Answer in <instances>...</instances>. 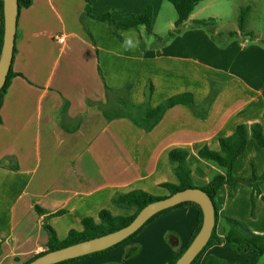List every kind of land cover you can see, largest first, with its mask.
<instances>
[{
	"label": "crops",
	"instance_id": "0c3cea01",
	"mask_svg": "<svg viewBox=\"0 0 264 264\" xmlns=\"http://www.w3.org/2000/svg\"><path fill=\"white\" fill-rule=\"evenodd\" d=\"M158 2L93 0V13L119 10L115 19L120 21L152 6L157 16ZM195 21L193 13L184 26L192 30L164 46H149L145 27L120 31V39L108 24L86 18L84 0H35L21 10L12 64L19 76L12 79L0 112V264H20L44 252L45 224L63 240L62 235L81 231L84 219L98 221L103 210L131 214L114 204L119 195L144 191L168 197L161 186L177 183L173 150L187 152L192 183L202 189L225 172L201 159L202 149L220 152V139L240 125L259 124L264 133V50L252 59L232 57L194 28ZM55 23L61 34L53 33ZM239 69H244L240 75ZM150 84L151 108L182 94H192L194 106L169 109L150 131L128 118L107 119L99 109L109 96L114 101L109 89L128 85L131 104L143 107ZM209 99L205 116H199L196 109ZM234 172L244 180L264 175V149L252 136ZM259 188L261 194L240 183L232 196L229 185L219 190L220 237L229 229L226 218L264 235V183ZM58 212L63 214L52 216ZM198 224L196 207H179L153 220L131 242L68 264H167L188 247ZM136 246L138 253L127 258ZM208 257L264 264V256L237 254L224 244L210 246L198 264Z\"/></svg>",
	"mask_w": 264,
	"mask_h": 264
},
{
	"label": "trees",
	"instance_id": "16d2710c",
	"mask_svg": "<svg viewBox=\"0 0 264 264\" xmlns=\"http://www.w3.org/2000/svg\"><path fill=\"white\" fill-rule=\"evenodd\" d=\"M35 0H19V13L23 9L30 8ZM85 1V17L92 18L96 21L108 24L116 36L121 39L120 31H130L133 29H139L140 27H145L149 35H154V23H155V13L152 6L146 7L140 14H130L124 17L123 20H116L115 15L120 13L119 10L107 11L100 15H95L93 13V0H84ZM171 3L177 11L178 19L175 22L174 30L169 33V37H173L180 33L181 29L190 17L195 12L196 8L200 3L206 0H166ZM4 5L3 0H0V11H1V29H0V54L3 46V37H4ZM250 11V7L241 10V15L239 18V30L242 32L245 29L247 14ZM125 14V13H124ZM211 22L207 21H195L193 27H206ZM18 74L13 72L11 68L10 74L8 76L7 82L3 89L0 91V112L3 106L4 98L7 94V91L11 85L12 79ZM130 90L131 86L128 85L121 90H111L109 93L114 95V101H111L109 96V102L105 105H99V109L103 112L107 119H119V118H128L135 125L140 126L146 130H153L159 122L162 120L166 112L176 106H194V96L192 94H182L174 96L169 99L166 103L160 105L157 108L150 107V101L154 92V87L152 84L149 85L146 93V102L143 107H134L130 101ZM214 94L212 95V97ZM211 99H209L204 106L196 109V113L199 116L204 117L207 107L210 105ZM2 122L0 115V124ZM252 136L260 147L264 149V133L261 125L257 124L252 127H247L245 125H240L235 133L228 137L220 139V152L212 151L208 148L202 149L199 153L201 159L211 162L217 165L219 168L223 169L224 174L216 175L210 183L202 188L208 196L213 200L216 208V226L214 228L212 237L208 245L204 250L199 254V256L194 260L192 264H198V262L203 257L206 250L214 244H224L229 250L237 253L243 254L246 252H254L258 256H264V235H258L251 232L244 224L240 223L237 220L226 218L227 225L229 227L228 231L224 238L220 237L217 232V227L220 219L219 208L216 205L215 199L219 190L225 186L229 185L232 188L231 196L237 189L238 184L246 183L253 187V190L257 194H261L260 185L264 183V175L262 177H254L251 180H244L243 178L237 176L234 172V167L237 159L245 152L247 148L248 138ZM170 159L174 165L175 175L177 177V183H165L161 187L166 189L169 192V196L173 195L179 191L193 189L195 188L192 183L191 171L187 166V152L183 150H173L170 153ZM166 197H156L144 191H132L127 194L119 195L114 199V204L117 207L123 208L125 210H134V214L128 216H115L108 210H103L99 214L98 221L93 218H86L82 221V230H72L66 239L61 240L58 236L56 230L51 227L49 224H45V230L48 235V241L46 244L45 252H42L39 255L32 257L30 260L25 262L27 264L38 256L45 254L47 252L55 251L67 246H71L83 241L91 240L97 237L104 236L106 234L120 230L128 226L138 215V213L149 205L152 202L163 199ZM183 206H194L199 210V224L192 236V239L188 245L193 242L197 234L199 233L202 223H203V212L199 205L193 202H186L180 204L174 208L165 210L152 219H150L140 230L135 234L130 236L128 239L122 243L100 253H95L89 256L69 260L60 264H68L81 260L87 257L95 256L109 250L118 248L128 242H131L136 238V236L153 220L163 216L176 208ZM37 211L41 214H46L47 212L43 209L37 207ZM62 212L53 214V217L62 215ZM187 247V248H188ZM183 250L181 253L172 257L167 264H176L179 258L187 250ZM139 251V248L133 247L126 255L127 258L133 257ZM205 264H227L225 261L218 260L214 257H208Z\"/></svg>",
	"mask_w": 264,
	"mask_h": 264
},
{
	"label": "water",
	"instance_id": "95a60500",
	"mask_svg": "<svg viewBox=\"0 0 264 264\" xmlns=\"http://www.w3.org/2000/svg\"><path fill=\"white\" fill-rule=\"evenodd\" d=\"M4 37L0 54V91L10 74L16 47L19 19V0H3ZM186 202L200 206L203 212L202 227L176 264H192L208 245L216 226V208L213 200L201 188L179 191L166 198L150 203L126 227L115 232L83 241L65 248L47 252L27 264H60L69 260L106 251L135 234L157 214Z\"/></svg>",
	"mask_w": 264,
	"mask_h": 264
},
{
	"label": "rangeland",
	"instance_id": "374dc122",
	"mask_svg": "<svg viewBox=\"0 0 264 264\" xmlns=\"http://www.w3.org/2000/svg\"><path fill=\"white\" fill-rule=\"evenodd\" d=\"M159 2L157 4L158 14L155 16L154 35L147 34V39L151 42L148 44L149 46H164L175 39H179L180 36L182 37L186 31L188 33L192 30L189 26H183L179 34L169 37V33L175 28L178 14L171 3L166 0H161V4ZM247 7H250V11L247 14L245 29L240 32L241 10ZM194 18L196 21L211 22L208 26L200 27V29L218 48L230 50L232 57L237 55L240 60L252 59L257 57L255 55H259L258 49L259 51L264 50V0H206L196 8ZM192 26L194 25L192 24ZM194 28L199 29V27ZM52 29L54 34H61L56 23ZM261 54L264 57L262 52ZM244 64L247 65V63ZM242 72L244 69H239L236 74L240 75ZM130 212L129 215H132L135 211ZM62 236H64L62 237L64 240L65 235Z\"/></svg>",
	"mask_w": 264,
	"mask_h": 264
},
{
	"label": "built area",
	"instance_id": "2783aa9c",
	"mask_svg": "<svg viewBox=\"0 0 264 264\" xmlns=\"http://www.w3.org/2000/svg\"><path fill=\"white\" fill-rule=\"evenodd\" d=\"M55 40L58 41L61 44H64L65 41H66L65 37H61V36H56Z\"/></svg>",
	"mask_w": 264,
	"mask_h": 264
}]
</instances>
